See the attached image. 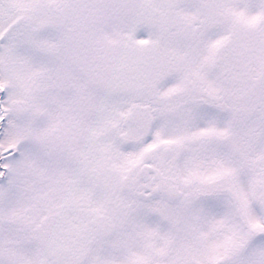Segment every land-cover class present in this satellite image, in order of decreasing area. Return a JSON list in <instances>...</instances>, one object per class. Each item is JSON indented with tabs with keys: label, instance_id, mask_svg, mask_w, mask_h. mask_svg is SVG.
Listing matches in <instances>:
<instances>
[{
	"label": "snow or ice",
	"instance_id": "snow-or-ice-1",
	"mask_svg": "<svg viewBox=\"0 0 264 264\" xmlns=\"http://www.w3.org/2000/svg\"><path fill=\"white\" fill-rule=\"evenodd\" d=\"M0 264H264V0H0Z\"/></svg>",
	"mask_w": 264,
	"mask_h": 264
}]
</instances>
